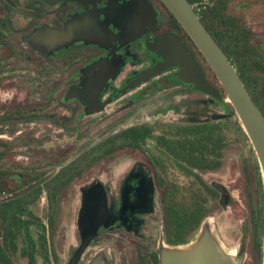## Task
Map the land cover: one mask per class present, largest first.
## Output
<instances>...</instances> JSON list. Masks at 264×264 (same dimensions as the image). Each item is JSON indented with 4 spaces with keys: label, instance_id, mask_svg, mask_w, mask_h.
<instances>
[{
    "label": "flooded vegetation",
    "instance_id": "obj_1",
    "mask_svg": "<svg viewBox=\"0 0 264 264\" xmlns=\"http://www.w3.org/2000/svg\"><path fill=\"white\" fill-rule=\"evenodd\" d=\"M188 1L264 115V0ZM249 141L162 0H0V264H161L204 225L264 264Z\"/></svg>",
    "mask_w": 264,
    "mask_h": 264
},
{
    "label": "water",
    "instance_id": "obj_2",
    "mask_svg": "<svg viewBox=\"0 0 264 264\" xmlns=\"http://www.w3.org/2000/svg\"><path fill=\"white\" fill-rule=\"evenodd\" d=\"M180 21L209 61L221 83L228 100L233 104L244 131L248 135L259 160L264 180V115L253 101L236 69L206 29L193 5L188 0H162ZM178 48V47H177ZM175 48L171 56L179 58L183 75L201 84L204 76L200 65L186 47L179 52ZM161 264H233L231 253L215 232L204 225L186 244L161 249Z\"/></svg>",
    "mask_w": 264,
    "mask_h": 264
},
{
    "label": "rangeland",
    "instance_id": "obj_3",
    "mask_svg": "<svg viewBox=\"0 0 264 264\" xmlns=\"http://www.w3.org/2000/svg\"><path fill=\"white\" fill-rule=\"evenodd\" d=\"M249 143L251 144V142L249 141ZM226 247H227V245H226Z\"/></svg>",
    "mask_w": 264,
    "mask_h": 264
}]
</instances>
